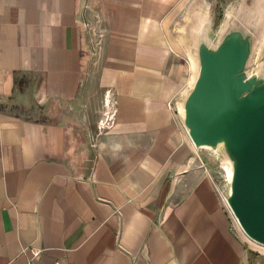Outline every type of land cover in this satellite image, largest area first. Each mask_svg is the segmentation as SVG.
Returning <instances> with one entry per match:
<instances>
[{"label": "crops", "instance_id": "1", "mask_svg": "<svg viewBox=\"0 0 264 264\" xmlns=\"http://www.w3.org/2000/svg\"><path fill=\"white\" fill-rule=\"evenodd\" d=\"M232 1L0 0V264H247L175 110Z\"/></svg>", "mask_w": 264, "mask_h": 264}, {"label": "water", "instance_id": "2", "mask_svg": "<svg viewBox=\"0 0 264 264\" xmlns=\"http://www.w3.org/2000/svg\"><path fill=\"white\" fill-rule=\"evenodd\" d=\"M260 15L243 4L196 32L195 74L177 103L195 146L231 168L221 192L244 234L264 246V76L248 73Z\"/></svg>", "mask_w": 264, "mask_h": 264}, {"label": "rangeland", "instance_id": "3", "mask_svg": "<svg viewBox=\"0 0 264 264\" xmlns=\"http://www.w3.org/2000/svg\"><path fill=\"white\" fill-rule=\"evenodd\" d=\"M244 1V2H243ZM245 5H251L253 8L260 9L262 11V15H260L255 19H252L253 22H256V31L259 36V41L256 47L255 54L253 55L250 65L248 68V73L249 74H260L262 73L264 76V0H233V7L235 6V10L242 6L243 4ZM224 8V7H223ZM222 14H228L225 13L222 9H220ZM226 16V15H225ZM224 16V17H225ZM221 17V14H219L218 18ZM223 18V16H222ZM221 20V19H220ZM219 21V20H218ZM192 82V77L190 78V83ZM206 153H208L210 159L213 162V167L215 168V174H216V181L219 183H224V178L228 177L226 176L225 172H227L225 168H223V165L226 164V162L220 163L219 160L216 159V156L214 153H212L209 150H206ZM223 164V165H222ZM249 244L251 247H253L254 250H248V262L247 264H264V246L257 243L253 239H249L246 237Z\"/></svg>", "mask_w": 264, "mask_h": 264}, {"label": "built area", "instance_id": "4", "mask_svg": "<svg viewBox=\"0 0 264 264\" xmlns=\"http://www.w3.org/2000/svg\"><path fill=\"white\" fill-rule=\"evenodd\" d=\"M109 93V92H108ZM106 100L104 101L102 116L99 120L98 126L100 131H107L113 129L118 118V109H117V100L111 95H106ZM169 107L173 109L174 103H170ZM175 110L179 113V109L175 108ZM235 220V219H234ZM38 255L33 256L26 264H36Z\"/></svg>", "mask_w": 264, "mask_h": 264}, {"label": "bare ground", "instance_id": "5", "mask_svg": "<svg viewBox=\"0 0 264 264\" xmlns=\"http://www.w3.org/2000/svg\"><path fill=\"white\" fill-rule=\"evenodd\" d=\"M191 63H192V62H191ZM193 69H194V68H193ZM223 164H224V163H223ZM223 164H222V165H223ZM225 167H226L225 170L227 171V172H225V174L227 173L226 176L229 177V176L231 175V168L228 166V164L223 165V168H225Z\"/></svg>", "mask_w": 264, "mask_h": 264}]
</instances>
